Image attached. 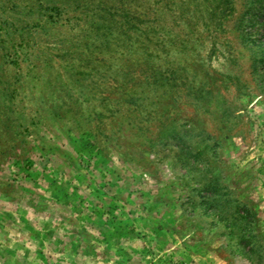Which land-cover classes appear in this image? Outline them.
I'll list each match as a JSON object with an SVG mask.
<instances>
[{"label": "rangeland", "instance_id": "1", "mask_svg": "<svg viewBox=\"0 0 264 264\" xmlns=\"http://www.w3.org/2000/svg\"><path fill=\"white\" fill-rule=\"evenodd\" d=\"M0 264H264V0H0Z\"/></svg>", "mask_w": 264, "mask_h": 264}]
</instances>
